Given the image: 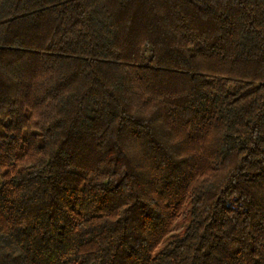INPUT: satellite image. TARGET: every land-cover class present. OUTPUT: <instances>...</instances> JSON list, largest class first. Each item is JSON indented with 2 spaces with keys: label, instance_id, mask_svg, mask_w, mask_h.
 Wrapping results in <instances>:
<instances>
[{
  "label": "trees",
  "instance_id": "trees-1",
  "mask_svg": "<svg viewBox=\"0 0 264 264\" xmlns=\"http://www.w3.org/2000/svg\"><path fill=\"white\" fill-rule=\"evenodd\" d=\"M0 264H264V0H0Z\"/></svg>",
  "mask_w": 264,
  "mask_h": 264
}]
</instances>
